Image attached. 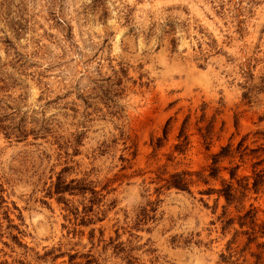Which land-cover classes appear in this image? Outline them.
<instances>
[{
	"label": "rangeland",
	"instance_id": "374dc122",
	"mask_svg": "<svg viewBox=\"0 0 264 264\" xmlns=\"http://www.w3.org/2000/svg\"><path fill=\"white\" fill-rule=\"evenodd\" d=\"M254 171L264 0H0V264H264Z\"/></svg>",
	"mask_w": 264,
	"mask_h": 264
},
{
	"label": "trees",
	"instance_id": "16d2710c",
	"mask_svg": "<svg viewBox=\"0 0 264 264\" xmlns=\"http://www.w3.org/2000/svg\"><path fill=\"white\" fill-rule=\"evenodd\" d=\"M229 148H230L229 145L224 146L221 148L219 153H217L213 156V160H212L213 165L210 168V172H209L210 176H216L218 168L215 167L214 164H216L217 159L219 157H223V156L228 155ZM256 165H257V163L255 162L253 164V167H255ZM184 174L185 173H183V172H177V173L172 174L171 180L168 181V185L174 186V187L179 188V189H186L187 184H186L184 177H183ZM229 176L231 179L235 178V173L233 172V170H230ZM263 177H264V175L260 171H254L253 180L251 183V189L254 190V192H257L259 190L260 186L262 184H264ZM237 184H238V186H233V184L230 182H224L222 184V187L217 190L219 195H222L224 197L227 205H230L232 203H239L241 201L242 197H244V195H245V191L248 188V182L245 179H241V180L239 179V180H237ZM253 213H254L253 209H249L243 216L244 217L250 216L251 218H253L254 217ZM254 256L258 260V254H254Z\"/></svg>",
	"mask_w": 264,
	"mask_h": 264
}]
</instances>
